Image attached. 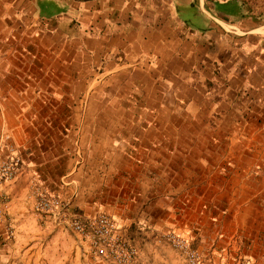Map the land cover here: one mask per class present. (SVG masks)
<instances>
[{"label":"crops","instance_id":"obj_1","mask_svg":"<svg viewBox=\"0 0 264 264\" xmlns=\"http://www.w3.org/2000/svg\"><path fill=\"white\" fill-rule=\"evenodd\" d=\"M89 94L112 107L45 109L59 123L25 107ZM0 126L22 152L0 196L28 253L38 183L83 215L172 223L264 264V0H0ZM31 131L79 143L39 151Z\"/></svg>","mask_w":264,"mask_h":264},{"label":"rangeland","instance_id":"obj_2","mask_svg":"<svg viewBox=\"0 0 264 264\" xmlns=\"http://www.w3.org/2000/svg\"><path fill=\"white\" fill-rule=\"evenodd\" d=\"M108 87L109 86L105 85L104 89L108 90ZM90 89V91H92L94 88ZM25 102L27 103L25 107L36 108L38 115L35 119L36 123H46V120L51 123L60 122L59 116L45 114V109L49 108H77L84 111L86 109L95 110L109 108L113 105L112 101L92 99V95L90 96V94L89 96L84 95L83 97H79L77 100L48 99L45 101L31 100ZM86 120L87 123H91L90 116L86 118ZM67 122L68 121L64 120V122L62 121L61 123ZM62 134L64 135L65 132ZM29 136H34L37 139L38 142H36L35 145L39 151L48 147L49 143L60 146L63 141L70 140L73 142V147L79 143V138L76 134H72L69 138L63 139V137L61 138V136L54 132L31 131L22 133L23 138ZM0 137H3L4 146L2 147V153L6 155L13 151L20 160L19 166L24 165L21 157L22 152L17 144L13 142L11 133L8 132L4 126H0ZM45 140H47V142H45ZM38 172V175L41 176L40 170L37 171V173ZM36 186L40 185L35 183L34 186L30 187L32 190L30 191L29 189L28 193L24 194L27 199L26 204L29 205L26 206L25 210V232H29V234L36 239L34 241L37 244L36 248H33L34 251L32 253L27 252L29 240L25 238L19 242L16 241L13 235L14 228L12 226L14 223L12 218H15L11 213L10 199H6L5 194L3 197L0 196V264H112L105 260L92 258V253H90L87 248L83 247V245L79 244L72 231L61 226H54L50 217L34 209L33 191ZM42 189H45L49 193H56L59 195L52 190L46 188ZM102 212L108 213L105 209L102 210ZM76 213L87 216L79 212ZM21 218L24 219V217ZM115 221L119 225L122 235L129 240L130 244L136 249V256L130 264H187L182 252L175 249L171 242L167 240L166 235L170 232L179 234L189 241L190 246L195 249L199 255L200 264H243L242 260L239 259L237 244L219 243L217 240L212 243L208 241L210 239L202 241L201 237H195L193 235L195 231L188 232L172 223L157 226L156 221H152L151 223L133 221L130 222V224L124 225L118 223L119 221H117V219H115ZM30 245H33V243L31 242Z\"/></svg>","mask_w":264,"mask_h":264},{"label":"built area","instance_id":"obj_3","mask_svg":"<svg viewBox=\"0 0 264 264\" xmlns=\"http://www.w3.org/2000/svg\"><path fill=\"white\" fill-rule=\"evenodd\" d=\"M3 146V137H0V186L15 177L20 162L13 151L6 155L2 153ZM76 154L80 155L79 148ZM33 196L34 209L50 217L54 226L72 231L79 244L92 253V258L112 264H130L135 258L136 249L122 235L119 225L109 213L100 211L92 216H82L74 212L71 204L59 195L49 193L40 186L34 188ZM166 238L182 252L187 264H200L197 251L187 239L173 232L168 233Z\"/></svg>","mask_w":264,"mask_h":264}]
</instances>
